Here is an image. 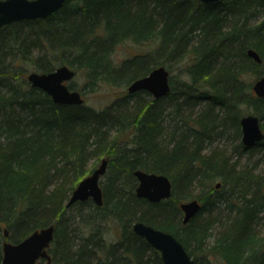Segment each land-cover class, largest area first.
<instances>
[{
  "label": "trees",
  "instance_id": "trees-1",
  "mask_svg": "<svg viewBox=\"0 0 264 264\" xmlns=\"http://www.w3.org/2000/svg\"><path fill=\"white\" fill-rule=\"evenodd\" d=\"M99 13L105 28L93 30ZM127 41L152 48L115 62ZM59 65L84 73L89 93L125 88L157 66L179 67L182 78L170 74L158 99L125 92L99 110L85 100L56 105L21 75L26 66L46 73ZM263 75V0H67L44 20L2 27L0 262L1 230L18 243L54 225L51 264H162L133 233L140 221L174 235L193 264H264V138L249 147L240 140L248 113L264 131V98L251 87ZM101 158L110 171L102 206H65ZM139 169L167 176L171 198L138 199ZM191 199L201 208L183 225L178 204ZM109 226L117 238L108 242Z\"/></svg>",
  "mask_w": 264,
  "mask_h": 264
},
{
  "label": "water",
  "instance_id": "water-1",
  "mask_svg": "<svg viewBox=\"0 0 264 264\" xmlns=\"http://www.w3.org/2000/svg\"><path fill=\"white\" fill-rule=\"evenodd\" d=\"M66 1L0 0V29L22 20H44L62 9ZM194 1H199L205 5L220 2V0ZM246 54L255 63L261 62L260 55L253 49H247ZM169 74V69L164 66H157L146 76L129 83L126 86V92L134 94L136 91H145L149 92L154 99L163 97L169 93ZM26 75L29 85L42 90L50 96L56 105L81 106L84 103L81 91L72 89L68 85L69 81L76 76L74 69L70 66L59 65L46 73L35 71ZM251 87L255 97L264 98V75L258 77ZM260 125V120L252 113L241 117L240 140L245 147L253 146L263 140L264 132ZM107 164L108 160H103L90 175L80 180L65 206L69 207L76 202L84 203L89 199L94 205L102 206L103 193L100 179L106 173ZM133 176L137 181L134 192L138 199L142 198L150 203H160L171 198L173 193L172 182L164 174L148 173L139 169L133 172ZM178 208L182 213L181 223L186 225L197 214L201 208V203L197 199L185 200V202L178 204ZM131 225L133 233L144 239L150 247L159 253L162 264H193V259L174 235L140 221H135ZM2 231L5 241L1 247L2 259L0 264H37L41 260L51 264L49 250L54 241L55 229L53 225L35 229L18 243L9 242V232L6 229Z\"/></svg>",
  "mask_w": 264,
  "mask_h": 264
},
{
  "label": "rangeland",
  "instance_id": "rangeland-1",
  "mask_svg": "<svg viewBox=\"0 0 264 264\" xmlns=\"http://www.w3.org/2000/svg\"><path fill=\"white\" fill-rule=\"evenodd\" d=\"M91 11L93 10H90V12ZM101 15L102 13H99L98 15L95 16L96 18L95 23L91 27L93 28V30H96V28L97 30H99L100 28H105L104 27L105 23L103 22L102 19L103 16ZM151 48L152 47L149 44L142 46L127 41L124 42L123 44H119L115 48V51L112 53V58L113 60H115V62L120 63L123 61V59L130 57V55H133L135 52H141V51L144 52L145 50L147 51L150 50ZM25 68H26L25 70L21 71L22 72L21 75L26 77L27 76L26 74L30 73V70L27 66ZM173 68H174L173 70H170V74L174 82L178 83L181 80L180 78H182L181 77L182 72L179 67H173ZM85 79L86 78L84 77V73L80 71L79 74H76V76L71 81H69L68 85H72V87L75 90L81 91V95H83L84 97L85 104L91 108L94 107L99 110L103 109V107H107L108 104H110V102L113 101L114 97L121 96L126 92V87L122 89H115V88L113 89L111 87L103 86V85L99 87L97 90L93 91L92 93L85 92L84 90L86 84ZM99 165L100 164L98 163L96 167H98ZM108 172H110L109 169H107L105 176L108 174ZM105 176H103L100 179L101 187L104 184L103 179ZM102 237L108 242L114 241L117 238V229L111 228L110 226L107 227L106 229L103 230Z\"/></svg>",
  "mask_w": 264,
  "mask_h": 264
},
{
  "label": "bare ground",
  "instance_id": "bare-ground-1",
  "mask_svg": "<svg viewBox=\"0 0 264 264\" xmlns=\"http://www.w3.org/2000/svg\"><path fill=\"white\" fill-rule=\"evenodd\" d=\"M212 5V4H211ZM169 76H170V74H169ZM253 92V91H252ZM254 94V93H253ZM103 160H106V159H104V158H101L100 159V162H99V164H101L102 163V161ZM108 165V164H107ZM107 168V167H106ZM107 172V171H106ZM92 173V172H91ZM91 173H89V174H87V175H85L82 179H84L86 176H88V175H90ZM106 174V173H105ZM105 176V175H104ZM81 179V180H82ZM217 189H218V187H219V185H218V187L217 186H215ZM196 200V199H195ZM50 226V225H49ZM53 227H54V225H53ZM38 229H41V228H38ZM4 241H5V238H4V236H3V240L1 241L2 242V244L4 243ZM54 242V241H53Z\"/></svg>",
  "mask_w": 264,
  "mask_h": 264
}]
</instances>
